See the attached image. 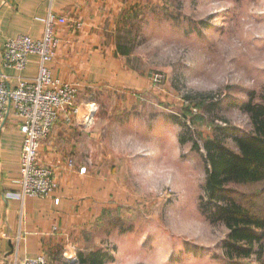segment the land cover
Masks as SVG:
<instances>
[{
  "label": "rangeland",
  "instance_id": "obj_1",
  "mask_svg": "<svg viewBox=\"0 0 264 264\" xmlns=\"http://www.w3.org/2000/svg\"><path fill=\"white\" fill-rule=\"evenodd\" d=\"M125 5L114 35L133 86L90 91L99 144L71 153L65 168L67 190L85 194L72 199L84 203L78 247L106 250L102 264H264L227 255L229 228L209 215L204 190L205 141L217 126L251 127L228 98L264 92V0ZM241 191L236 198L264 215V183Z\"/></svg>",
  "mask_w": 264,
  "mask_h": 264
},
{
  "label": "crops",
  "instance_id": "obj_2",
  "mask_svg": "<svg viewBox=\"0 0 264 264\" xmlns=\"http://www.w3.org/2000/svg\"><path fill=\"white\" fill-rule=\"evenodd\" d=\"M125 7V0H0V61L7 39L20 35L41 38L45 18L50 14L65 16L66 22L56 26L59 41L48 66L54 79L80 85L79 115L72 124L62 118L41 145V158L55 167L59 180V187L51 196L23 198L20 195V155L24 140L21 119L10 113L5 121L0 133V264H14L17 257L39 255L47 256L52 264H68V257L78 259L83 251L78 247L81 232L78 217L84 203L72 199L85 194L67 190L73 172L68 174L65 168L71 153L94 150L99 144L98 130L93 126L96 104L89 98L90 91L133 86L134 74L126 72L119 61L114 35V27ZM1 69L16 86L22 78L38 74L39 58L32 55L23 70L3 65ZM87 116L89 120L85 119ZM93 192L89 190L88 194L94 197Z\"/></svg>",
  "mask_w": 264,
  "mask_h": 264
},
{
  "label": "built area",
  "instance_id": "obj_3",
  "mask_svg": "<svg viewBox=\"0 0 264 264\" xmlns=\"http://www.w3.org/2000/svg\"><path fill=\"white\" fill-rule=\"evenodd\" d=\"M44 21L45 29L41 38L20 35L7 39L0 61V133L10 113L20 117V129L24 134L20 155V195L23 198H45L57 190L59 184L55 168L41 158V145L62 118L65 123L72 124L80 113L77 102L80 85L54 79L48 66L55 57L59 41L56 26L65 23L66 18L50 14ZM32 55L39 58L38 74L32 78H22L18 85L13 86L1 66L23 70ZM89 117L85 119L89 120ZM14 264L51 263L47 256L39 255L34 258L17 257Z\"/></svg>",
  "mask_w": 264,
  "mask_h": 264
},
{
  "label": "trees",
  "instance_id": "obj_4",
  "mask_svg": "<svg viewBox=\"0 0 264 264\" xmlns=\"http://www.w3.org/2000/svg\"><path fill=\"white\" fill-rule=\"evenodd\" d=\"M228 99L230 104H240L251 127L242 133L232 126H217L215 137L205 141L207 175L204 190L207 201H213L212 206H208L213 209L209 215L219 218L229 228L224 241L229 257L239 252L245 258L255 255L264 263V215L236 198L243 192L241 186L264 183V92L258 96L256 91H251L243 101ZM195 148L199 149L196 144ZM78 256L83 264H102L111 258L102 248L90 253L80 252Z\"/></svg>",
  "mask_w": 264,
  "mask_h": 264
}]
</instances>
